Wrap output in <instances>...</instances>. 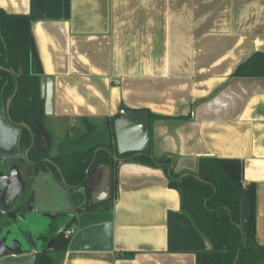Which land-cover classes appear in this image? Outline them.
Masks as SVG:
<instances>
[{"label": "crops", "instance_id": "0c3cea01", "mask_svg": "<svg viewBox=\"0 0 264 264\" xmlns=\"http://www.w3.org/2000/svg\"><path fill=\"white\" fill-rule=\"evenodd\" d=\"M0 8L29 16L52 79L38 139L50 155L74 151L90 130L113 143L108 122L122 108L148 111L159 116L150 117L151 153L171 155L174 171L195 172L202 156L242 161L244 184L255 186L254 239L264 244V79L231 77L264 51V0H0ZM19 136L0 109V157L16 158L36 213L68 218L70 194L51 172L33 173ZM88 193L110 207L76 214L67 247L51 253L55 264H197L211 248L159 165L128 158L95 167ZM35 254L1 255L0 264H33Z\"/></svg>", "mask_w": 264, "mask_h": 264}, {"label": "trees", "instance_id": "16d2710c", "mask_svg": "<svg viewBox=\"0 0 264 264\" xmlns=\"http://www.w3.org/2000/svg\"><path fill=\"white\" fill-rule=\"evenodd\" d=\"M42 76L29 16L8 13L0 8V109L5 110L11 97L9 122L20 130V148L29 149L28 161L33 173L51 172L59 182L63 177L65 182L62 185L75 207L67 221L53 234L52 247L36 252L33 264H55L51 253L67 247L71 237L65 236L64 232L75 223L77 213L101 205L110 207L108 201L95 202L89 197L88 182L92 170L105 165L114 168L118 159L128 158L161 166L167 177V185L179 191L182 211L211 243L209 250L197 254V264H234L236 257L235 264H264V244L256 242L254 248L244 247L243 231L239 227L241 201L246 192L251 205L249 229L254 238L255 186L252 182L244 184L241 160L202 156L195 172L174 171V168H170L172 159L166 155L156 157L151 150L145 154L118 155L115 141L108 146L100 143L66 154L50 155L38 141L45 117L44 99L40 96ZM231 77L264 79V51H256L238 64ZM118 116L108 122L113 138V121ZM150 117L159 116L150 114ZM21 123L28 125L30 131Z\"/></svg>", "mask_w": 264, "mask_h": 264}, {"label": "water", "instance_id": "95a60500", "mask_svg": "<svg viewBox=\"0 0 264 264\" xmlns=\"http://www.w3.org/2000/svg\"><path fill=\"white\" fill-rule=\"evenodd\" d=\"M40 96L44 99V112L51 110L53 102V82L51 78H40ZM11 97L7 100L5 106V114L9 120V105ZM21 126L30 131V127L25 123ZM114 141L117 154L134 153V155L145 154L151 150L150 143V114L145 110H131L122 108L120 114L113 121ZM33 139V136H32ZM46 148V145H45ZM47 149V148H46ZM26 150L25 154H27ZM167 158L172 159L171 155ZM0 157V214L11 216L14 208H21V214L24 213V206L28 204V219L21 220L23 229L17 231H6L0 235V256L10 253H20L22 251L33 249L38 252L52 247L53 239L49 241L46 247H40L43 237L40 236V226L36 220H31L33 216H47V214L36 213L34 210V195L28 190L26 180L17 163L2 160ZM121 161V159H118ZM174 158L170 164V168L174 166ZM110 168L112 165H108ZM198 178V176H196ZM109 194H111V176H110ZM65 180L61 177V183ZM251 215V205L249 196L244 192L241 201V223L239 227L243 231V245L246 248H254L256 246L255 239L252 237L249 229V219ZM32 217V216H31ZM33 218V217H32ZM18 220V222H19ZM237 259V257H236ZM235 259V262H236ZM234 262V264H235Z\"/></svg>", "mask_w": 264, "mask_h": 264}, {"label": "rangeland", "instance_id": "374dc122", "mask_svg": "<svg viewBox=\"0 0 264 264\" xmlns=\"http://www.w3.org/2000/svg\"><path fill=\"white\" fill-rule=\"evenodd\" d=\"M99 128V127H98ZM96 130H99V129H96ZM102 131H96L95 133H92V131H90L89 133V137H86L84 138L86 141H88L89 139H92V138H96V140L100 141V142H103L101 144H104V145H110V140H109V137L108 136H104V134H102L101 136V133ZM103 133V132H102ZM66 134V133H65ZM83 140V141H85ZM83 141H76L74 144L75 146H73V149H67V151H70V150H81L83 147ZM70 143V142H69ZM73 144V145H74ZM87 144V142H86ZM64 151V149H61ZM33 218H32V217ZM29 218L31 220H36L37 223H39V226H40V236L41 237H44L45 235L49 234L50 232H54L55 230H57V228L59 227V225L62 223V222H65L67 217L65 215H56V216H43V215H40V216H33L31 215ZM57 227V228H56ZM40 246H42L40 244Z\"/></svg>", "mask_w": 264, "mask_h": 264}, {"label": "flooded vegetation", "instance_id": "af4514ba", "mask_svg": "<svg viewBox=\"0 0 264 264\" xmlns=\"http://www.w3.org/2000/svg\"><path fill=\"white\" fill-rule=\"evenodd\" d=\"M26 150H28V152H29V149H25V150L21 149V151H22L21 159L23 161L27 162L31 166L30 162L28 161V152H27V154H25ZM2 160H8L9 162L15 163L16 158L9 157V158H3ZM13 208H14V212L11 214V216H8L6 218L5 225H4L0 235L5 233L6 231H10V232L11 231L12 232L17 231V232H19L20 230L23 229L22 224L20 223L21 221L19 219H21V220H27L28 219V216H29L28 215V213H29L28 212V210H29L28 204L25 205L24 208H22L25 210L23 214L17 212L21 208H15V207H13ZM18 220H19V222H18Z\"/></svg>", "mask_w": 264, "mask_h": 264}, {"label": "built area", "instance_id": "2783aa9c", "mask_svg": "<svg viewBox=\"0 0 264 264\" xmlns=\"http://www.w3.org/2000/svg\"><path fill=\"white\" fill-rule=\"evenodd\" d=\"M115 83H118V81H115ZM74 232H75V229L73 227H70L65 230L64 234L65 236L71 237Z\"/></svg>", "mask_w": 264, "mask_h": 264}]
</instances>
